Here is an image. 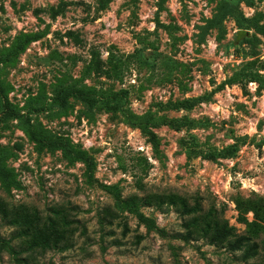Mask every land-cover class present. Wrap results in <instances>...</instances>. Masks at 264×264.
I'll list each match as a JSON object with an SVG mask.
<instances>
[{"label":"rangeland","instance_id":"obj_1","mask_svg":"<svg viewBox=\"0 0 264 264\" xmlns=\"http://www.w3.org/2000/svg\"><path fill=\"white\" fill-rule=\"evenodd\" d=\"M72 86L188 126L148 127L154 147L101 104L54 105ZM0 99L20 115L0 112V238L29 264H264V0H0ZM210 216L259 255L210 244Z\"/></svg>","mask_w":264,"mask_h":264},{"label":"trees","instance_id":"obj_2","mask_svg":"<svg viewBox=\"0 0 264 264\" xmlns=\"http://www.w3.org/2000/svg\"><path fill=\"white\" fill-rule=\"evenodd\" d=\"M30 39H25L23 43L17 42L12 49V53L15 55L20 53L24 50L26 45L30 43ZM77 100L78 102L84 104L89 109L96 108L99 104L102 105V108L109 113H120L123 115L125 120L132 126L142 127L146 130L147 134L150 138V143L156 147L157 142L155 136L148 131V127H160L165 126L174 131H178L181 128L187 127L188 125L179 120H155L150 114H146L143 116H136L130 113L128 110L123 108V99L119 95L113 96L111 99H107L104 102L100 103V101L93 97L89 91L84 89L72 86L61 93H59L54 99V105H56L60 109H65L67 101L69 99ZM195 106L194 101H185L180 104H166L164 106H160V112L167 113V112H176V111H190ZM0 112L1 118L3 121L12 119V118H19V114L12 109L7 102H1L0 99ZM32 138L34 142L42 147H45L49 150H62L64 155L67 157H74L80 160H83L84 163L90 168V162L87 159H84L82 154L74 153L68 145L62 141L61 139H54L52 137L47 136L46 134L39 132V133H32ZM236 154L235 147H228L221 151L220 157L221 158H232ZM206 160L214 161L216 158L215 155L209 154L204 157ZM89 171V170H88ZM190 214V212H188ZM124 229V235L127 233L126 225ZM103 232V228L101 229ZM161 236L165 234L163 232H159ZM199 234L203 238L209 241L210 244L227 248L225 249L231 254L240 253L239 259L241 261H247L252 258H255L259 255L258 249H255V245L250 244V241L245 238L236 237L233 233L232 228H228L227 223H222L215 217L210 216L207 220H205L201 228L199 230ZM103 239V238H102ZM143 240L142 237H136V243L139 244ZM116 243V242H114ZM0 250H6L14 259L16 264H29L32 255L34 254L33 249H29L30 257L27 258H20L14 249H12L8 241H5L0 238ZM46 250V249H44ZM262 259L264 263V253L262 254Z\"/></svg>","mask_w":264,"mask_h":264},{"label":"built area","instance_id":"obj_3","mask_svg":"<svg viewBox=\"0 0 264 264\" xmlns=\"http://www.w3.org/2000/svg\"><path fill=\"white\" fill-rule=\"evenodd\" d=\"M112 25V23H110V26Z\"/></svg>","mask_w":264,"mask_h":264}]
</instances>
